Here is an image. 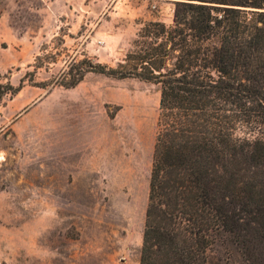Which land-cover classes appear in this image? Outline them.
<instances>
[{"label": "rangeland", "instance_id": "1", "mask_svg": "<svg viewBox=\"0 0 264 264\" xmlns=\"http://www.w3.org/2000/svg\"><path fill=\"white\" fill-rule=\"evenodd\" d=\"M240 2L243 0H231ZM201 0H0V264H140L160 91L125 65L150 22ZM209 264L241 262L228 242Z\"/></svg>", "mask_w": 264, "mask_h": 264}, {"label": "trees", "instance_id": "2", "mask_svg": "<svg viewBox=\"0 0 264 264\" xmlns=\"http://www.w3.org/2000/svg\"><path fill=\"white\" fill-rule=\"evenodd\" d=\"M264 9V0H201ZM177 4L173 24L150 22L132 68L79 63L160 91L140 264H209L228 242L264 264V12Z\"/></svg>", "mask_w": 264, "mask_h": 264}, {"label": "bare ground", "instance_id": "3", "mask_svg": "<svg viewBox=\"0 0 264 264\" xmlns=\"http://www.w3.org/2000/svg\"><path fill=\"white\" fill-rule=\"evenodd\" d=\"M0 158H1V155H0Z\"/></svg>", "mask_w": 264, "mask_h": 264}]
</instances>
